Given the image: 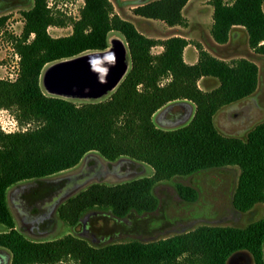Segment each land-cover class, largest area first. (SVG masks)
Here are the masks:
<instances>
[{
    "label": "trees",
    "instance_id": "1",
    "mask_svg": "<svg viewBox=\"0 0 264 264\" xmlns=\"http://www.w3.org/2000/svg\"><path fill=\"white\" fill-rule=\"evenodd\" d=\"M135 3L131 14L138 22L187 27L183 10L190 0H116ZM72 33L52 38L50 27L61 28L47 0H32L22 13L24 26L15 40L19 58L15 82L0 80V111H10L17 123L29 127L14 134L0 132V252L9 264H226L237 252L249 253L254 264H264V218L245 228L201 226L184 234L153 241H130L91 246L65 236L34 242L16 230L7 192L19 184L40 182L77 167L89 155L114 163L127 160L146 166L152 176L117 185L93 184L67 200L58 219L74 228L89 212L102 210L122 219L131 213L149 214L158 208L153 188L177 177L237 168L233 207L247 213L264 206V121L245 139L222 135L215 116L224 108L251 97L259 84L257 66L246 59L229 63L197 46L198 60L187 65L180 37L155 40L130 21L114 14L109 0H83ZM264 0H210V36L227 44L235 28L244 30L249 48L264 57ZM127 45L130 69L117 89L97 102H75L48 96L41 88L43 70L56 62L107 49L110 35ZM161 47L162 52L152 54ZM204 78L217 81L210 92L199 89ZM193 108L185 125L164 130L154 117L164 108ZM184 199L194 190L180 186Z\"/></svg>",
    "mask_w": 264,
    "mask_h": 264
},
{
    "label": "rangeland",
    "instance_id": "2",
    "mask_svg": "<svg viewBox=\"0 0 264 264\" xmlns=\"http://www.w3.org/2000/svg\"><path fill=\"white\" fill-rule=\"evenodd\" d=\"M109 1L113 5L114 14L133 23L139 32L147 37L161 41L172 37H186L191 49L190 52L193 49L198 52L197 46H200L202 50L212 57L227 63L238 59H246L253 62L257 66L259 73L257 91L259 89L263 91L259 95L260 99L258 102L261 109V117L246 130L227 131L224 123H220V127L219 125H216V127L224 136L245 139L250 130L264 121V57L257 56L249 48L247 36L242 29L233 30L225 45H217L212 42L210 30L213 22L211 14L213 9L210 5V0H190L184 10L187 27L175 29L167 28L157 22L148 24L135 20L131 14V9L138 2L119 5L116 0ZM47 5L51 14L55 18L61 19L65 25L61 28L50 27L48 34L52 38L69 36L72 33V23L80 17V11L84 6L83 0H47ZM31 7L32 0H0V80L12 81L13 78L11 77H14L18 72L19 59L14 50V45L15 40L22 34L24 26L22 13L28 11ZM111 37L123 39L118 34H112L110 35ZM151 52L153 55H158L162 52V48L155 47ZM216 86H218V83H215L212 87ZM166 108L154 117L155 125L164 130L173 124L159 125L157 123L158 117L167 110ZM177 110L178 108L176 106L174 111ZM221 111L217 115L220 116ZM221 118L222 116H220ZM12 119L16 122L18 132L29 128L28 126H20L10 111L2 110L0 111V132H2L1 127L8 130ZM2 133L5 134L4 132ZM88 158L99 159L103 163H106V161L91 154L86 156L74 169L51 177L50 179L67 178L79 173L84 160ZM121 162L128 164L127 168H122L123 174L121 176L108 175L102 179L89 181L79 187L70 197L76 196L96 183L117 185L152 176V170L150 168L133 164L127 160H119L113 164L118 165ZM238 175L239 170L237 168H224L203 171L188 177H177L171 181L159 183L153 188V195L158 200V208L153 213L138 214L134 212L125 218L118 219L108 211L95 210L88 213V219L84 229L81 224L71 228L59 221L57 228L49 236L28 234H24L23 236L34 242L52 241L65 236H73L86 241L91 246L100 247L130 241H158L192 231L201 226L245 228L247 225L264 218V206L258 204L247 213H239L234 209L232 201ZM27 183H22L18 186ZM180 186L193 189L195 197L192 199H184L178 191V187ZM15 187L8 190V201L9 192ZM10 211L15 222L16 230L21 233L20 223L12 208ZM3 254L9 258L7 254ZM246 260L247 257L243 254L237 256L233 260V264H244ZM63 264L73 263L65 262Z\"/></svg>",
    "mask_w": 264,
    "mask_h": 264
},
{
    "label": "flooded vegetation",
    "instance_id": "3",
    "mask_svg": "<svg viewBox=\"0 0 264 264\" xmlns=\"http://www.w3.org/2000/svg\"><path fill=\"white\" fill-rule=\"evenodd\" d=\"M262 92V89L256 90L251 97L224 108L220 114V116H222L221 119L219 115L215 116V126L219 125L220 127V123H224V127L227 131L246 130L250 128L261 117V109L258 102L260 99L259 95ZM174 108H176V106L169 107L164 111L158 117L157 123L159 125H167L170 123L182 122L187 116L188 108L186 106H177V111H174ZM105 165L106 170L103 169ZM112 165L113 163H103L99 159L88 158L84 160L81 171L70 177L62 179L48 178L40 182L27 183L12 189L9 192V201L7 200V203L9 209L12 208V211L20 223L22 235L49 236L52 234L60 221L57 216L59 208L71 198L70 196L75 193L79 187L89 181L102 179L108 175L121 176V174H123L122 168H127L128 166L127 163L121 162L114 169ZM87 219L88 213L80 220L83 229ZM84 232H86V230H84ZM262 253L264 261V244ZM243 254L247 257L244 264H254L252 256L247 252H237L233 254L226 264H233V260L237 256ZM0 259L1 264L10 263V258H7L2 252H0ZM7 261H9V263Z\"/></svg>",
    "mask_w": 264,
    "mask_h": 264
},
{
    "label": "water",
    "instance_id": "4",
    "mask_svg": "<svg viewBox=\"0 0 264 264\" xmlns=\"http://www.w3.org/2000/svg\"><path fill=\"white\" fill-rule=\"evenodd\" d=\"M129 69L130 58L124 40L109 37L108 47L104 51L86 53L47 66L42 72L40 83L48 96L69 101L97 102L117 89ZM186 107V118L182 122L173 123L166 130L177 129L188 123L193 108L188 105ZM116 167L117 164L112 165V168ZM103 169L106 170V165Z\"/></svg>",
    "mask_w": 264,
    "mask_h": 264
},
{
    "label": "crops",
    "instance_id": "5",
    "mask_svg": "<svg viewBox=\"0 0 264 264\" xmlns=\"http://www.w3.org/2000/svg\"><path fill=\"white\" fill-rule=\"evenodd\" d=\"M190 2V1H189ZM189 4V3H188ZM264 5V4H263ZM188 6V5H187ZM186 9V8H185ZM184 9V10H185ZM184 10H183V17H184ZM262 11H263V6H262ZM212 13H213V10H212ZM211 13V14H212ZM264 13V11H263ZM213 23V22H212ZM175 28H179V27H175ZM175 28H170V29H175ZM236 29H241V28H235ZM180 38H183L185 39L186 41H188L186 39V37H180ZM211 38V37H210ZM155 40H158V39H155ZM212 40V39H211ZM213 42V40H212ZM214 43V42H213ZM161 48V47H160ZM190 47L189 45L184 49L183 51V60L184 62L187 64V65H194L196 64L197 60H198V52L193 49L192 52H190ZM215 83H217L216 80L214 79H211V78H204V79H201L199 82H198V87L200 90L204 91V92H210L212 91L213 89H215L216 87H212L213 85H215Z\"/></svg>",
    "mask_w": 264,
    "mask_h": 264
},
{
    "label": "built area",
    "instance_id": "6",
    "mask_svg": "<svg viewBox=\"0 0 264 264\" xmlns=\"http://www.w3.org/2000/svg\"><path fill=\"white\" fill-rule=\"evenodd\" d=\"M17 76H18V72L14 75V77H11L13 79L12 81H9V82H15V80L17 79ZM1 130L5 134H14L18 132L16 122L13 119H12V122L10 123V126H8V130L4 129L3 127H1Z\"/></svg>",
    "mask_w": 264,
    "mask_h": 264
}]
</instances>
